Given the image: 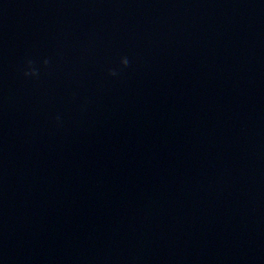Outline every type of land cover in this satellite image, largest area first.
I'll return each mask as SVG.
<instances>
[{
    "label": "water",
    "instance_id": "95a60500",
    "mask_svg": "<svg viewBox=\"0 0 264 264\" xmlns=\"http://www.w3.org/2000/svg\"><path fill=\"white\" fill-rule=\"evenodd\" d=\"M0 264H264V0H0Z\"/></svg>",
    "mask_w": 264,
    "mask_h": 264
},
{
    "label": "clouds",
    "instance_id": "9594fccd",
    "mask_svg": "<svg viewBox=\"0 0 264 264\" xmlns=\"http://www.w3.org/2000/svg\"><path fill=\"white\" fill-rule=\"evenodd\" d=\"M42 63L45 67H47L49 65L50 61H49V59L45 58L42 61ZM129 64H130V61H129L128 57L122 56L119 60L120 69L117 70L115 68H111L108 70V75L111 77L118 76L120 71L129 67ZM22 75L26 78L27 77L37 78L39 76V71L35 67V61L34 60H32L30 58L25 60L24 68L22 70ZM56 119L59 120V117H57Z\"/></svg>",
    "mask_w": 264,
    "mask_h": 264
}]
</instances>
